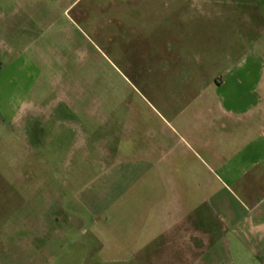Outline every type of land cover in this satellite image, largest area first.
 <instances>
[{
    "label": "rangeland",
    "instance_id": "obj_1",
    "mask_svg": "<svg viewBox=\"0 0 264 264\" xmlns=\"http://www.w3.org/2000/svg\"><path fill=\"white\" fill-rule=\"evenodd\" d=\"M250 54L264 66V0H0V104L31 113L15 120L0 107V193L13 186L36 195L52 164L74 163L61 119L76 120L94 143L76 173L84 183L101 173L107 150L131 157L152 134L169 133L181 93L209 97L205 86ZM186 84L194 88L184 91ZM225 186L233 199L220 187L221 207L256 220L261 186L254 185V210L242 187ZM64 230L61 244L76 233ZM203 264L258 263L224 232Z\"/></svg>",
    "mask_w": 264,
    "mask_h": 264
},
{
    "label": "crops",
    "instance_id": "obj_2",
    "mask_svg": "<svg viewBox=\"0 0 264 264\" xmlns=\"http://www.w3.org/2000/svg\"><path fill=\"white\" fill-rule=\"evenodd\" d=\"M205 89L207 98L181 93L177 128L167 122L169 133L152 134L131 157L107 150L101 173L80 184L77 170L86 167L94 143L76 120L61 119L68 124L59 136L69 133L76 160L52 164L37 180L36 195L13 186L0 193V264H203L204 250L224 232L264 264V201L253 221L222 208L219 190L233 199L225 185L242 187L251 210L258 206L254 185L264 195L260 57H238ZM0 107L15 120L31 114L12 101ZM62 227L76 232L69 243L61 244Z\"/></svg>",
    "mask_w": 264,
    "mask_h": 264
}]
</instances>
